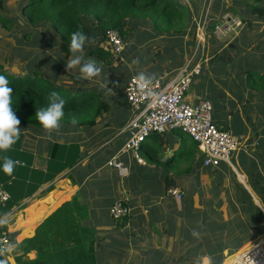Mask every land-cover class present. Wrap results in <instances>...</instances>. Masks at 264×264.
<instances>
[{
	"label": "crops",
	"instance_id": "1",
	"mask_svg": "<svg viewBox=\"0 0 264 264\" xmlns=\"http://www.w3.org/2000/svg\"><path fill=\"white\" fill-rule=\"evenodd\" d=\"M248 16L252 17L253 12ZM253 21V30L250 26L243 29L246 32L241 41L246 42L247 37L245 45L237 35L233 43L219 40V45L208 47L205 36L199 50L194 48L198 40L195 31L189 46L183 43L188 35L185 32L179 38H166L161 32L147 30L146 22H135L129 27L124 52L120 56L112 53L109 59L108 64L115 59L116 65L127 61L136 72L121 82L118 90L112 88L105 72L97 79L84 80L79 78V72L66 71L67 61L58 52L61 36L50 29L48 36L38 31L34 68L40 66L47 80L56 86L78 94L97 93L108 110L101 112L94 126L60 122L59 130L51 133L38 123H20L16 143L7 151H0V189L10 196L7 203L0 204V219L6 220L0 226L10 233L13 242L7 264H113L110 262L117 260L120 264H148L160 256L156 251L161 252V259H166L158 264H178L176 260L185 257L187 249H194L188 264H201L204 256L210 257L212 264H230L250 250L264 233V92L251 87L248 72L254 71L244 65L246 52L261 55L255 41L264 47V39L258 34L262 22ZM192 23L197 25L193 18L189 26ZM140 28L141 33L133 38L131 35L140 32ZM144 32L160 38L161 42H156L157 55L171 40L172 50L182 55L181 60L169 61L159 72L147 71L149 66H133L144 64L140 56L129 61L122 55L129 39L141 42ZM150 42L144 47H151ZM230 45L235 48L227 50L225 47ZM42 46L48 48L43 50ZM105 48L110 51L108 46ZM151 54L155 53L149 54L154 58ZM220 57V62L236 69L234 75L239 76H232L233 87H228L220 98L227 97V104H234L224 106V116L214 114L216 106L206 98L211 77L219 80L220 70L214 63ZM156 62L155 59L154 66ZM55 63L59 65L56 71ZM187 65L202 70L193 79L185 100L193 105L211 103L214 124L237 137L241 146L229 162L211 168L204 166L201 153L189 136L179 131L154 134L143 145L139 162L124 150L128 141L125 129L136 114L124 94L127 83L143 72L153 81L167 84ZM25 70L31 74L28 67ZM101 83L107 87L101 88ZM5 157L17 162L11 175L3 171ZM114 157L123 162L124 173L108 165ZM171 188L179 189L183 199L170 195ZM120 201L126 203L130 214L114 220L111 209ZM193 229L200 233L199 237L192 235Z\"/></svg>",
	"mask_w": 264,
	"mask_h": 264
},
{
	"label": "rangeland",
	"instance_id": "2",
	"mask_svg": "<svg viewBox=\"0 0 264 264\" xmlns=\"http://www.w3.org/2000/svg\"><path fill=\"white\" fill-rule=\"evenodd\" d=\"M3 2V6L0 8V16L3 17L5 20H9L12 24H7L6 26L3 25L2 20H0V64L4 65V70L6 73L16 75V76H25L28 74V71L25 70V67H28V69L31 71L29 74H33V70L37 73L36 76L41 78H45V72L41 67L34 68V64H36L35 58H34V48L35 50L39 48L35 41L37 38L40 37V34L38 31H42L43 36H48V29H50L53 33L56 35H59L53 28V19L55 17L53 12H51L52 20H50V17L47 20L44 21H38V24H30L31 22L28 21V16L30 12L33 11V2L36 0H1ZM50 1V0H47ZM180 2L184 7L188 10L189 16H192L194 19V22H197V25L195 24V27L193 26V23L188 26V28L185 30L186 27H184V32L188 35L185 36L183 43L188 44L192 40L191 35L192 32H196L198 36L200 35L202 38H205L206 36V46L209 47V45L213 46L218 42H222L225 44L233 43V39L237 37V39L240 42H243L245 45L247 42L241 41L244 40V34L246 30L243 31V29H247L248 26H250V30H253V20L258 19L259 23L262 22V25L260 23V28L263 26L262 31L258 32V34H261L264 39V3L261 5H257V8L260 9L257 13H253V16H248V13H252L255 10V7L253 6V0H177ZM36 8V6H34ZM228 13V15L223 16L224 14ZM250 17V18H249ZM254 18V19H253ZM251 21V22H250ZM132 24H130L131 27H133V24L135 22L138 23H144L146 22L147 30H151L152 33H156L155 26L152 24L151 21H142L139 22L137 20L130 21ZM89 30V36L94 37L95 43L92 45H85L83 50V56L85 59H93L96 61L97 66L102 67V75L103 72L106 73L107 78L111 80L112 88H115L116 90L119 89V86L121 82H123L126 78L134 75L136 72H133L132 70V64H127L128 62L125 61L124 64H117L115 59L111 62V64L107 63V60H101L99 57H95L93 55H88L87 52L91 51L94 48H105V43L102 42V39L100 37V31L96 32L97 23L92 25L91 22H86ZM200 25V26H199ZM129 26V27H130ZM255 26V25H254ZM194 27V28H192ZM140 32L136 33V31L131 35L133 38L135 35L141 33V28L139 29ZM261 30V29H260ZM168 31V30H167ZM167 31L159 30L158 32L163 33L166 38L172 36L174 37H180L179 34L174 33L175 29H173L170 33H167ZM263 32V34H262ZM145 33V32H144ZM144 38L141 40H135L131 41L129 39V45L126 48L125 53L122 55L123 58L129 59V61H133V56L138 55V57L141 62L144 64L140 65L139 63H136L133 66L136 67H145L148 68L147 71L149 72H159L164 69V66L169 63V61L179 62L182 58V55L179 54L177 51L172 50L173 44L171 40H167L169 42V46L165 45L163 53L160 55H157V43L161 42L158 41L160 38L155 39L157 36L153 35H143ZM129 37V36H128ZM154 39V40H152ZM220 40V41H219ZM237 40V41H238ZM151 41L149 45L151 47H144L147 45V42ZM237 42V45L240 42ZM235 42V41H234ZM133 43V44H132ZM143 45L142 48H140L139 44ZM174 43V42H173ZM220 43H218L219 45ZM226 44V45H227ZM235 44V43H234ZM258 44L259 47V53L261 55H256L253 53L250 54L249 52H246L245 58L247 61L244 63L245 66H248L251 68L252 71L256 73H260L264 75V47L262 42L255 41L254 45ZM189 45V44H188ZM222 45V44H221ZM190 46V45H189ZM204 45H200L198 43V40L195 42L194 48H202ZM43 50L45 48H48L46 46L41 47ZM218 48H220L218 46ZM227 50L230 49V47H225ZM246 49V48H245ZM136 50L135 52H132ZM59 53L62 54V56L65 57L66 61L69 59V57H66V53L63 52L60 48L58 50ZM132 52V53H131ZM150 52L155 53V55H152L151 58L149 57ZM90 53V52H89ZM112 54V53H111ZM174 55V57H171V55ZM158 58V59H157ZM44 59V58H42ZM57 60L63 61V59H60L59 57L56 58ZM157 60L155 66H154V60ZM220 60H223L221 57L220 59H217L214 63L217 66V70L220 72V77H218L219 80H216L215 78L211 77L208 84V91L206 92L207 99H210L212 102H214L213 105H215V111L218 112L221 116L225 115V107L229 106L232 107L234 104H227L228 98L226 97L224 100H220L221 96L226 95V89L228 87H233L234 82L232 79V76L239 79L238 75H234L236 69L227 68L225 63L220 62ZM64 62V61H63ZM65 63V62H64ZM83 63V61H82ZM39 64V63H37ZM241 64V63H240ZM28 65V66H27ZM66 65V63H65ZM54 70L56 71L59 68V65L55 63ZM64 67H61L60 70H63ZM248 68V69H249ZM104 70V71H103ZM69 71V70H68ZM78 73L79 72V66L75 69L70 70V73ZM248 72V71H246ZM250 71L248 72V74ZM30 74V75H31ZM223 75L224 77H222ZM248 77V75H247ZM245 79V77L243 76ZM97 79V78H93ZM99 80V79H98ZM232 84V85H231ZM263 84L260 82L257 84L258 91L264 92L262 90ZM59 87V86H57ZM59 91L62 92V88L59 87ZM97 88H94L96 90ZM202 89V87H201ZM203 90V89H202ZM102 91V90H100ZM107 91V90H106ZM257 91V90H256ZM67 95H77V91H64ZM114 93V92H112ZM106 96V95H105ZM264 96V95H263ZM67 97V96H66ZM114 113L117 115L116 111ZM158 236L160 237L158 228H157ZM185 257H180V259H177L176 261L178 264H188L191 260H189V257H192V253L194 252V249H187ZM156 251V250H151ZM160 256L155 257V260H150L148 264H158V263H164L166 259H161V252L156 251ZM241 253V252H240ZM240 255V254H239ZM237 255V256H239ZM236 256V257H237ZM196 257V256H195ZM143 260V259H142ZM145 261V260H143ZM156 262V263H154ZM113 264H120L121 261L117 260L116 263L110 262ZM145 264H147V261H145Z\"/></svg>",
	"mask_w": 264,
	"mask_h": 264
},
{
	"label": "trees",
	"instance_id": "3",
	"mask_svg": "<svg viewBox=\"0 0 264 264\" xmlns=\"http://www.w3.org/2000/svg\"><path fill=\"white\" fill-rule=\"evenodd\" d=\"M253 3V13H257L260 10L257 5L264 3V0H253ZM2 6L3 2L0 0V8ZM51 12L55 15L52 28L61 36V50L66 53V57L71 55L69 44L72 32L81 30L89 35L90 28L86 22L93 25L96 21V32L100 31L101 39H104L108 30H113L126 42L131 30L130 21H151L158 31L168 30L167 33H170L175 29L174 33L182 34L193 18L177 0H36L33 2V11L27 15L28 21L36 25L38 21L47 20L49 17L52 20ZM0 20L5 26L12 24L1 16ZM111 53L103 48H94L89 55L106 59L109 63V59L113 57ZM36 74L12 75L6 73L4 65L0 64V75L6 77L9 87L13 88L11 107L20 123L40 124L35 118L36 111L48 107V96L52 92L59 93L66 101L64 117L60 122L72 123L75 118L79 126H94L101 112L108 110V105L101 101L97 93L67 95L64 91L69 90L62 88L61 92V88L43 77H37ZM248 81L254 90H258L257 84L260 82L264 90V75L250 72ZM30 264L43 263L35 261Z\"/></svg>",
	"mask_w": 264,
	"mask_h": 264
},
{
	"label": "built area",
	"instance_id": "4",
	"mask_svg": "<svg viewBox=\"0 0 264 264\" xmlns=\"http://www.w3.org/2000/svg\"><path fill=\"white\" fill-rule=\"evenodd\" d=\"M198 43L204 39L198 34ZM106 46L115 56H120L125 50V42L117 31L108 30L103 39ZM201 67L187 65L171 82L164 84L155 80L146 91H140L132 78L126 86L125 97L128 105L136 114L127 125L128 141L124 150L131 152L142 162L143 145L150 136L163 135L179 131L189 136L197 145L206 167L217 168L224 162H229L232 154L239 150L241 142L229 131L218 128L213 122V106L209 102L190 104L185 100L195 76L201 73ZM108 165L121 173L126 168L117 157L112 158ZM169 194L178 200L183 199L182 192L171 188ZM10 196L0 189V204L7 203ZM130 209L123 201L117 202L111 209L114 220H122L129 216ZM264 228V218H263ZM13 248L10 233L0 226V260H6ZM230 264H264V233L256 244L245 252L239 260Z\"/></svg>",
	"mask_w": 264,
	"mask_h": 264
},
{
	"label": "clouds",
	"instance_id": "5",
	"mask_svg": "<svg viewBox=\"0 0 264 264\" xmlns=\"http://www.w3.org/2000/svg\"><path fill=\"white\" fill-rule=\"evenodd\" d=\"M95 43L94 37L89 36L81 30L71 33L69 51L71 56L66 62L65 69L72 70L79 66L80 79L92 80L98 78L102 74V67L97 66L93 59H85L83 50L85 45H92ZM83 61V63H82ZM155 74H153L154 76ZM137 87L140 91H146L153 83V77L147 76L141 72L137 77H134ZM106 83H101V88H106ZM13 88L9 87L6 77L0 75V151H7L16 143L20 134V120L17 118L11 107ZM49 104L47 108H39L36 111V120L40 123L43 129L51 133L54 130H59L61 127L60 121L64 117V106L66 101L57 92H52L48 96ZM72 123L76 120L73 118ZM15 163L12 159L5 157L3 164V171L11 175L14 170ZM6 223V220L0 219V224ZM192 235L199 237L200 233L193 229ZM5 249H0L2 254ZM11 251V248L7 249ZM0 264H7L6 260H0ZM201 264H212L210 257H202Z\"/></svg>",
	"mask_w": 264,
	"mask_h": 264
},
{
	"label": "water",
	"instance_id": "6",
	"mask_svg": "<svg viewBox=\"0 0 264 264\" xmlns=\"http://www.w3.org/2000/svg\"><path fill=\"white\" fill-rule=\"evenodd\" d=\"M230 48H235L233 45H230Z\"/></svg>",
	"mask_w": 264,
	"mask_h": 264
},
{
	"label": "bare ground",
	"instance_id": "7",
	"mask_svg": "<svg viewBox=\"0 0 264 264\" xmlns=\"http://www.w3.org/2000/svg\"><path fill=\"white\" fill-rule=\"evenodd\" d=\"M240 256V255H239Z\"/></svg>",
	"mask_w": 264,
	"mask_h": 264
}]
</instances>
